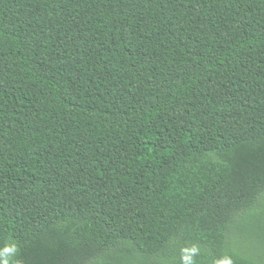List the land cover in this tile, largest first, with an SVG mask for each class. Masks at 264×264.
<instances>
[{
    "label": "trees",
    "instance_id": "trees-1",
    "mask_svg": "<svg viewBox=\"0 0 264 264\" xmlns=\"http://www.w3.org/2000/svg\"><path fill=\"white\" fill-rule=\"evenodd\" d=\"M228 262L264 264V0H0V264Z\"/></svg>",
    "mask_w": 264,
    "mask_h": 264
},
{
    "label": "clouds",
    "instance_id": "clouds-1",
    "mask_svg": "<svg viewBox=\"0 0 264 264\" xmlns=\"http://www.w3.org/2000/svg\"><path fill=\"white\" fill-rule=\"evenodd\" d=\"M9 251L8 249L5 250V252ZM228 264H230V262H228Z\"/></svg>",
    "mask_w": 264,
    "mask_h": 264
}]
</instances>
